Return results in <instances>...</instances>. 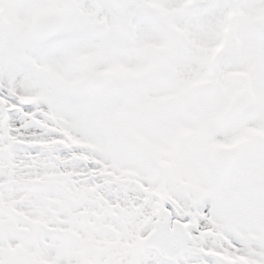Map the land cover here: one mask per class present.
<instances>
[{"label": "snow or ice", "instance_id": "6c2138e0", "mask_svg": "<svg viewBox=\"0 0 264 264\" xmlns=\"http://www.w3.org/2000/svg\"><path fill=\"white\" fill-rule=\"evenodd\" d=\"M0 264H264V0H0Z\"/></svg>", "mask_w": 264, "mask_h": 264}]
</instances>
